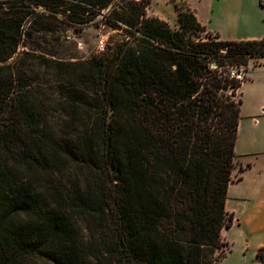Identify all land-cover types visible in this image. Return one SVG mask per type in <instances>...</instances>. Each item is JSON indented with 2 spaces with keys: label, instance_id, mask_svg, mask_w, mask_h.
I'll return each mask as SVG.
<instances>
[{
  "label": "trees",
  "instance_id": "trees-1",
  "mask_svg": "<svg viewBox=\"0 0 264 264\" xmlns=\"http://www.w3.org/2000/svg\"><path fill=\"white\" fill-rule=\"evenodd\" d=\"M150 1L0 0V264H223L264 38L211 36L189 6L173 31ZM98 16L124 38L62 55L61 26Z\"/></svg>",
  "mask_w": 264,
  "mask_h": 264
},
{
  "label": "rangeland",
  "instance_id": "rangeland-1",
  "mask_svg": "<svg viewBox=\"0 0 264 264\" xmlns=\"http://www.w3.org/2000/svg\"><path fill=\"white\" fill-rule=\"evenodd\" d=\"M194 5L201 8H214L220 13V17H226L229 21V26L224 29L226 34L230 35H243L248 32H261L264 31V0H188ZM186 0H151L147 6L146 14L148 17H157L167 21L170 28L176 31L179 25L176 21V7L185 10L187 7ZM104 10L102 13H105ZM80 30L75 31L72 27L63 24L60 28L59 34H54L55 37L60 35L62 46L59 47L62 55H75L88 57L91 55L100 54L109 43L111 46L116 41L124 38L122 31L113 30L106 21L98 16L95 23H88L85 25L76 26ZM262 29V30H261ZM209 35L212 33H208ZM208 34L203 31H188V36L193 40L207 39ZM66 36L68 40H63ZM51 41V40H50ZM53 43V42H51ZM40 47H49L40 42ZM23 49L19 47L18 51ZM51 49V48H48ZM259 59L257 62H262ZM253 64H258L254 60L249 63V68ZM242 75L245 74L242 70ZM250 79L241 86V99L247 103L253 101L256 94L259 93L258 89L261 87L260 80H264V65L254 67L249 73ZM261 88L264 89L262 86ZM264 93V92H262ZM242 116V115H241ZM243 115V122L240 132L241 145L239 150H247L244 143L248 139L252 130L251 124ZM250 155L243 156L242 162L250 160ZM237 161V160H236ZM247 182L233 183L229 187L228 197L229 206L235 211L239 221L233 220L232 226L223 228L222 238L228 242L229 250L223 264H264V260H259L256 256L259 247L264 246V231L262 230V222L258 220L248 219L246 211L249 210L251 201H246V194L248 193ZM248 200V197H247Z\"/></svg>",
  "mask_w": 264,
  "mask_h": 264
},
{
  "label": "crops",
  "instance_id": "crops-1",
  "mask_svg": "<svg viewBox=\"0 0 264 264\" xmlns=\"http://www.w3.org/2000/svg\"><path fill=\"white\" fill-rule=\"evenodd\" d=\"M187 5L195 14L198 22L204 26L207 32L217 35L221 40H240V39H261L264 38V31L261 32H248L243 35H230L224 32V29L229 26V21L226 17H220V13L214 8H201L193 3L186 0ZM263 61L258 64H253L247 73L248 78L243 82L244 85L250 79L249 73L254 67H259L264 65ZM259 84L264 87V80H260ZM259 87V93L253 98V101L247 103L242 99L240 123L238 128V137L235 144L236 152V166L232 171V179L228 184L227 197L225 208L228 213H233L234 222L239 221L236 216L235 211L229 206L228 191L229 187L233 183L237 182H247L248 193L245 198L246 201H251L249 210L246 211L248 214V219L261 221L262 230L264 231V89ZM246 116L251 124L252 130L247 140L244 141L247 146V150H239L241 145L240 132L243 122V115ZM250 155L251 159L242 162L241 158L243 156Z\"/></svg>",
  "mask_w": 264,
  "mask_h": 264
},
{
  "label": "built area",
  "instance_id": "built-area-1",
  "mask_svg": "<svg viewBox=\"0 0 264 264\" xmlns=\"http://www.w3.org/2000/svg\"><path fill=\"white\" fill-rule=\"evenodd\" d=\"M241 68L243 70L242 66H240V67H230V69H229L230 70V76L234 77V78H237V79H240L243 76Z\"/></svg>",
  "mask_w": 264,
  "mask_h": 264
},
{
  "label": "water",
  "instance_id": "water-1",
  "mask_svg": "<svg viewBox=\"0 0 264 264\" xmlns=\"http://www.w3.org/2000/svg\"><path fill=\"white\" fill-rule=\"evenodd\" d=\"M215 64L213 63L212 66H214Z\"/></svg>",
  "mask_w": 264,
  "mask_h": 264
}]
</instances>
